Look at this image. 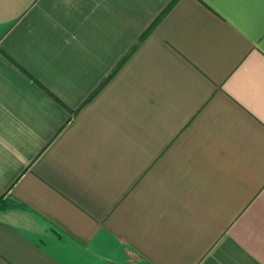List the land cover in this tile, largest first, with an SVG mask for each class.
Returning a JSON list of instances; mask_svg holds the SVG:
<instances>
[{"label": "crops", "instance_id": "1", "mask_svg": "<svg viewBox=\"0 0 264 264\" xmlns=\"http://www.w3.org/2000/svg\"><path fill=\"white\" fill-rule=\"evenodd\" d=\"M0 264H264V0H0Z\"/></svg>", "mask_w": 264, "mask_h": 264}, {"label": "trees", "instance_id": "2", "mask_svg": "<svg viewBox=\"0 0 264 264\" xmlns=\"http://www.w3.org/2000/svg\"><path fill=\"white\" fill-rule=\"evenodd\" d=\"M0 201H1V200H0ZM3 206H4V204L0 202V207H3Z\"/></svg>", "mask_w": 264, "mask_h": 264}]
</instances>
